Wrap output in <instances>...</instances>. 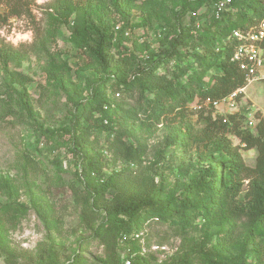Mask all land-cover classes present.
I'll return each instance as SVG.
<instances>
[{"label":"trees","instance_id":"obj_1","mask_svg":"<svg viewBox=\"0 0 264 264\" xmlns=\"http://www.w3.org/2000/svg\"><path fill=\"white\" fill-rule=\"evenodd\" d=\"M104 1L116 11L120 22L91 16L90 10ZM131 1L56 0L50 6L52 12H46L53 29L32 49L37 58L47 55L42 53H47L45 45L50 36L68 25L73 15L70 42L79 51V58L85 56L92 64L86 71L78 70V84L70 78L66 62L58 66L52 63L46 68L48 85L63 93L70 105L66 129L72 166L82 183V188L68 186L70 193L77 197L83 190L92 200L90 205L82 206L80 223L91 231L100 213L105 212V219L93 232L94 239L103 247L102 264L126 261L150 264L143 257L132 258L131 253L121 255L119 245L130 242L142 223L155 218L167 223L174 232L183 233L185 228L197 230V219L211 228L217 227L205 234L204 242L188 254L161 264H192L196 254L205 264H264V119L258 116L252 129L243 130L235 114L228 116L227 123H222L220 117L201 114L200 140L208 147L202 161L207 168L198 162V169L190 175L191 183L183 189L185 194H190L187 198L182 194L166 201L158 198L160 188L141 170L146 149L132 132L134 122L141 115L159 123L166 113L184 108L195 98L202 103L206 99L220 100L246 87L245 72L232 61L240 44L233 33L257 30L264 24V0H231L218 17L214 7L220 0H176L180 7L170 14L172 25L155 30L153 43L157 48H152V43H139L145 51L139 59L120 53L115 43V36L125 28L135 30L144 26L143 17L130 20L125 11L124 4ZM204 3L211 6V15L199 23L193 13L185 25V14ZM20 14L15 7L10 11L13 16ZM119 23H123L120 28ZM260 48L264 50V39ZM20 59L12 48L1 44L0 65L6 94L16 95L29 121L26 124L33 125L37 122L26 92L13 87V83H21V75L9 70V65ZM110 70L114 71L112 77L107 76ZM121 94L125 100H133L132 107L128 109L126 102H116L114 96ZM228 125L245 149L255 150L254 167L245 165L238 149L225 135ZM188 131L189 128L173 130L165 139L163 151L186 149ZM102 135L105 144L100 146ZM0 192L9 193L5 183L0 186ZM109 192L111 198L107 197ZM215 235L224 245L240 240L237 254L221 259L212 245ZM87 242L88 238H81L69 254L61 244H40L37 256L25 264H88L82 254ZM136 251L134 248L132 253ZM0 257L3 264H23L1 236Z\"/></svg>","mask_w":264,"mask_h":264},{"label":"rangeland","instance_id":"obj_2","mask_svg":"<svg viewBox=\"0 0 264 264\" xmlns=\"http://www.w3.org/2000/svg\"><path fill=\"white\" fill-rule=\"evenodd\" d=\"M55 1L0 0V18L5 20H0V46L4 44L12 48L16 56L21 57L20 61L9 65L11 72L21 75V83H13V87L26 92L32 116L37 122L27 125L26 122L29 121L21 111L16 95L6 94L4 73L0 65V186L5 183L9 192H0V236L21 257L20 263L23 264L37 256L40 244H61L68 249L69 254L77 247L81 238H88L82 249L83 258L88 264H102L103 247L98 239H94L93 232L98 223L105 219V212L100 213L99 221L91 231L85 230L80 223L82 206L90 205L92 200L83 190L79 191L77 197L70 193V185L82 188L72 166L70 137L66 129L70 105L63 93L54 91L48 85L46 74V68L52 63L58 66L66 62L70 78L78 84V70L86 71L92 66L85 56L79 58V51L70 42L73 15L68 25H63L50 36L45 45L47 53H42L47 55L37 58L32 51L39 39L53 29L46 12H52L50 6ZM124 6L130 20L139 16L145 19V23L140 29L125 28L123 33L115 36V43L120 53L131 54L139 59L145 54L139 43H152L151 47L157 48L153 43L155 30L163 25H172L170 14L179 9L180 3L176 0H132ZM14 7L20 10L19 16L10 15ZM211 12L209 3H204L185 14L184 24L188 25L193 13L201 23ZM90 14L94 18L106 17L111 22H120L118 14L106 1L91 9ZM121 25L123 23H119L118 28ZM114 54L117 58V53ZM113 72L108 71L107 76L112 77ZM114 98L116 102H126L128 109L134 104L133 100H125L122 94L118 97L115 95ZM200 109L203 110L202 113ZM201 114L227 119L229 116L228 111L222 108L215 110L195 98L184 108L166 113L159 123L146 119L143 115L134 122V138L146 149L141 170L153 178L160 188L158 198L162 201L182 194L187 198L190 194H185L183 189L191 183L190 175L198 169V162L204 169L207 168V164L202 161L208 147L207 143L200 140L203 128L199 119ZM235 115L243 130L247 127L252 129L254 126L250 127L248 123L251 120L257 122L258 116L264 119V79L246 85ZM230 127L228 125L225 135L238 149L245 165L254 167L255 150L245 149L232 135ZM186 128H189L188 147L163 151L167 136L175 129L185 131ZM104 137L102 135L100 139V146L104 143ZM181 169L185 172L180 173ZM111 194L109 192L107 197L111 198ZM195 223L198 225L197 230L185 228L182 233L174 232L167 223L156 218L144 222L130 242L120 243V254L131 253L132 258L143 257L150 264L168 263L194 250L204 242L205 234L217 229L199 219ZM237 230L241 229L238 227ZM239 243L240 240L224 245L218 240V235L212 241L220 258L225 260L237 254ZM134 248L138 252L132 253ZM194 256L192 264H205L202 257L197 254ZM0 264H3L2 257Z\"/></svg>","mask_w":264,"mask_h":264},{"label":"built area","instance_id":"obj_3","mask_svg":"<svg viewBox=\"0 0 264 264\" xmlns=\"http://www.w3.org/2000/svg\"><path fill=\"white\" fill-rule=\"evenodd\" d=\"M230 3L231 0H220L217 2L214 7L216 17ZM233 37L240 44L234 52L232 61L237 62L239 67L245 72L247 84L264 79V50L260 48V43L264 39V24H261L257 30H249L246 33L236 31L233 33ZM244 89L245 87L235 90L220 100L211 101L206 99L203 104L211 106L215 110L222 108L229 112L228 115H234L237 111L239 99L244 95ZM116 96L118 97V95ZM220 118H222V123L228 122L227 118L222 116ZM248 125L253 127L255 125L254 120H251ZM125 264H129V261H126Z\"/></svg>","mask_w":264,"mask_h":264}]
</instances>
